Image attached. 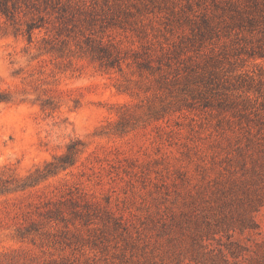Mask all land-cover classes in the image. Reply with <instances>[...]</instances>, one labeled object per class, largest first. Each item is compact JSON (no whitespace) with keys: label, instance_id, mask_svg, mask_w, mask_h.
Masks as SVG:
<instances>
[{"label":"rangeland","instance_id":"rangeland-1","mask_svg":"<svg viewBox=\"0 0 264 264\" xmlns=\"http://www.w3.org/2000/svg\"><path fill=\"white\" fill-rule=\"evenodd\" d=\"M73 3L154 71L0 36V264H264V0Z\"/></svg>","mask_w":264,"mask_h":264},{"label":"trees","instance_id":"trees-1","mask_svg":"<svg viewBox=\"0 0 264 264\" xmlns=\"http://www.w3.org/2000/svg\"><path fill=\"white\" fill-rule=\"evenodd\" d=\"M92 13L94 12L89 13L87 11L84 3L74 4L73 0H0V36L22 38L29 45L36 44L40 53L57 54L59 57L72 53L71 43H74L79 52L88 55L105 69L117 68L122 71V65L124 63L130 65L128 61L131 60L140 72L154 71V58L149 55L147 59V49L144 53L133 51L130 54V52L123 51L112 40L105 41V30L108 27L106 24L110 23L109 19H117L119 12H112V17H101L100 20L94 17ZM99 22L100 30L97 31L96 26ZM140 37L147 38L145 29L140 31ZM160 50L163 63H159L158 71L163 67L168 70L164 71L162 78L158 81L163 80L165 86H170L172 81H167L165 75L166 73L170 74V69L173 66L172 56L177 57L181 49L173 45L168 49L161 47ZM195 66L199 71H195L193 65L188 69L189 74H193L194 77L212 72L209 65L202 67L197 63ZM184 79L189 83L190 77L186 76ZM177 81L179 79L175 80V82ZM175 101H185V98L175 96ZM82 145L80 141L72 142L67 147L65 154L55 157L52 162L46 165L44 170H37L35 174L18 184L17 188L25 189L34 186L60 170H65L74 165L80 152L79 147ZM1 183L0 191L9 190V181Z\"/></svg>","mask_w":264,"mask_h":264}]
</instances>
